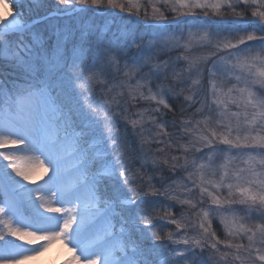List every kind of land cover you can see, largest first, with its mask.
<instances>
[{
  "label": "snow or ice",
  "instance_id": "snow-or-ice-1",
  "mask_svg": "<svg viewBox=\"0 0 264 264\" xmlns=\"http://www.w3.org/2000/svg\"><path fill=\"white\" fill-rule=\"evenodd\" d=\"M9 2L0 264H264V0Z\"/></svg>",
  "mask_w": 264,
  "mask_h": 264
},
{
  "label": "bare ground",
  "instance_id": "bare-ground-1",
  "mask_svg": "<svg viewBox=\"0 0 264 264\" xmlns=\"http://www.w3.org/2000/svg\"><path fill=\"white\" fill-rule=\"evenodd\" d=\"M70 254L63 247V245L57 243L53 247L41 256L37 261L32 262V264H62Z\"/></svg>",
  "mask_w": 264,
  "mask_h": 264
},
{
  "label": "rangeland",
  "instance_id": "rangeland-1",
  "mask_svg": "<svg viewBox=\"0 0 264 264\" xmlns=\"http://www.w3.org/2000/svg\"><path fill=\"white\" fill-rule=\"evenodd\" d=\"M11 12H12V8H11L9 0H0V19H3L9 16ZM217 224H218V221H217Z\"/></svg>",
  "mask_w": 264,
  "mask_h": 264
}]
</instances>
